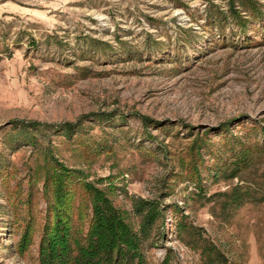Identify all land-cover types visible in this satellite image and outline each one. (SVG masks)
I'll return each instance as SVG.
<instances>
[{
    "label": "rangeland",
    "instance_id": "obj_1",
    "mask_svg": "<svg viewBox=\"0 0 264 264\" xmlns=\"http://www.w3.org/2000/svg\"><path fill=\"white\" fill-rule=\"evenodd\" d=\"M250 1L242 27L227 0H0V264L37 261L43 150L79 169L62 201L83 232L80 178L131 221L133 197L157 201L145 264H264V0ZM19 126L35 141L8 142Z\"/></svg>",
    "mask_w": 264,
    "mask_h": 264
},
{
    "label": "trees",
    "instance_id": "obj_2",
    "mask_svg": "<svg viewBox=\"0 0 264 264\" xmlns=\"http://www.w3.org/2000/svg\"><path fill=\"white\" fill-rule=\"evenodd\" d=\"M227 2L230 5L228 15L240 26L244 27L245 22L253 19L255 12L250 0H227ZM234 4L244 12L248 11V17L241 15ZM217 18H222L221 13L214 14L209 21L215 22ZM28 126L36 127V123L31 122ZM18 139L24 142L35 141V135L28 132L24 126H19L10 134L8 142ZM42 154L47 160L51 158V165L46 167L42 181L45 194L48 196L50 193L52 199L49 201V212L42 223L35 264H145L142 246L147 240L149 243L152 242L160 232L158 228L160 224L156 220L158 214L161 216L162 213L157 201L133 197L130 210L136 216V221H131L128 216L129 211L115 206L105 189L80 178L81 188L90 198L91 209L89 223L86 231L83 232L78 219L70 220V224L68 223L65 214L69 219L75 214L72 213L73 211L66 213L62 201L63 198H67V194H71L70 197L75 194L73 190L74 194L70 193L72 187L66 183V178H74L79 169L70 170L61 163H56L50 151L43 150ZM108 177L109 174L106 178ZM112 187L108 188L112 189ZM30 201L31 199L28 200V205ZM68 204L73 205V202ZM29 227V224L25 226L19 239L22 246L29 242L27 235Z\"/></svg>",
    "mask_w": 264,
    "mask_h": 264
}]
</instances>
